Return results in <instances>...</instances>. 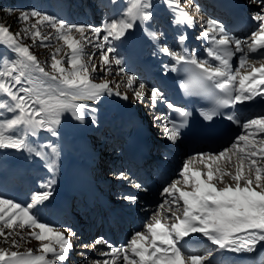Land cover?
Segmentation results:
<instances>
[{"label": "snow or ice", "instance_id": "obj_1", "mask_svg": "<svg viewBox=\"0 0 264 264\" xmlns=\"http://www.w3.org/2000/svg\"><path fill=\"white\" fill-rule=\"evenodd\" d=\"M251 2L262 7L252 16L253 21L256 22V30L247 40L230 36L225 26L215 19L209 18L205 21L206 29L197 39L211 36V43L215 47L206 49L210 60L200 59L195 53L180 54L170 47L161 49L174 62L171 68L165 66L166 71L175 72L178 70L177 66H185L180 69L187 73L180 84L183 92L212 102L213 107L201 113L207 121L220 116L239 123L233 113L221 110L234 108L237 104L250 101L254 96L264 93V89L258 90L259 85H264V63L259 67L250 66L251 72L239 76L238 87L236 81L239 70L233 71L232 58L236 53H241L240 68L246 64L248 56L244 45H247V52L256 54V58H264V0H251ZM123 4L122 12L105 23L102 29H91L96 39H100L101 32L104 33L102 37L104 43L96 45L98 48L104 49L105 44H110L111 40L126 39L130 30L138 23L150 26L153 19L150 0H123ZM174 6L178 7V5ZM30 16L39 17L37 24L47 22L71 49L68 57L71 70L62 67L61 61L53 54L51 64L53 71L52 73L45 71L29 48L18 41L19 33L13 34L7 27L0 25V47L5 48V52L0 53V65H2L0 149L27 150L41 156L45 154L35 149L29 143L28 137L36 136L40 131L55 136L56 126L61 123L63 114L71 113L78 121L83 119L80 114L82 106L75 101L82 98L99 100L102 94L111 90L108 82H92L91 73L96 72L98 68L94 64L89 68L82 58L81 41L71 35L75 30L85 38L84 26L68 25L63 20L35 10L31 13H21L20 19L28 20ZM176 22L190 26L193 18L181 12L176 17ZM32 27L37 26L34 24ZM32 35L34 39L39 37L42 41L48 39L47 36H42L38 29ZM148 36L153 41L159 38L156 32L151 31L148 32ZM178 39L183 43L187 37L180 35ZM113 51V47H107L102 53L103 63L111 62L109 54ZM121 63L120 59H115L116 65ZM247 81H250L248 86H246ZM134 82L135 77L129 76L128 86L131 87ZM144 88L145 85L140 83L141 90L135 91L137 100H142L148 95L142 91ZM116 95L120 93L116 92ZM127 98L125 95L124 99ZM150 98L153 107L157 103H163L182 118L179 124L169 119L170 126L164 127L166 139L175 143L180 136L181 127L184 126L191 112L169 102L160 89L153 88ZM4 111L11 115L3 118ZM164 118L163 115L154 117L157 121ZM242 127L244 129L255 127L264 132V114L248 119ZM259 144L261 146L257 148L255 141H250L248 136L241 135L230 147L218 153H198L197 157L201 161H204L205 157L209 161L205 165L206 173L191 170V161L185 162L180 175L184 185L190 186L192 190L185 191L178 187L180 181H174L164 189L165 193L174 197L167 209L170 215L160 211L154 213L151 217L152 222L145 225V231L133 235L129 242L130 253L128 248H111L103 238L95 239L90 245L83 244L82 247L96 249L99 245H106L111 251L100 254L113 257L122 254V264H215V258L212 256L214 251L250 253L256 257L258 252H264V139L260 140ZM52 152L55 153L56 149L52 148ZM229 153L237 156L235 174L224 171L219 164L222 159L230 162ZM202 176H206V179ZM224 176H230L234 184L224 183ZM119 178L126 179L123 173H120ZM214 180L224 186L217 187V183H213ZM135 187L141 186L136 184ZM50 195L48 191L34 193L26 205L0 198V237H4L7 242L12 232L6 233L4 229L13 230L16 227L23 229L28 225L33 229H39V232L33 231L29 235L42 242L38 249L40 255H35L31 249L21 253L0 248V264H57V262L62 264L67 260L70 250L74 247L69 237H74L76 233L66 229L68 235H65L54 226L41 222L36 215L39 205ZM124 199L135 202L137 197L125 196ZM180 201L183 202L182 210ZM159 207L163 209L164 205ZM181 211L182 214H179ZM169 220L172 222H165ZM46 240H54L59 245V250L49 243H43ZM195 244L205 245L203 251L192 250L191 246ZM11 247H19L15 239L11 240ZM48 254H51V258H46ZM96 264L101 262L96 261ZM102 264H110V262L105 259ZM255 264H264V255L259 256Z\"/></svg>", "mask_w": 264, "mask_h": 264}, {"label": "rangeland", "instance_id": "obj_2", "mask_svg": "<svg viewBox=\"0 0 264 264\" xmlns=\"http://www.w3.org/2000/svg\"><path fill=\"white\" fill-rule=\"evenodd\" d=\"M60 1H61V6H58L57 3ZM169 1H171L170 4L168 3L167 0H150L153 8L152 9L153 19L150 22V26L142 25L138 23L137 26L134 29H132L133 31H135L134 38L131 39L130 34L132 30H130V34L127 36L126 39L111 40L110 38L111 40L110 44H105L104 49H101L98 48L96 45L104 43L102 39L104 33L101 32L100 39H96V36L91 31V29L94 28L102 29L105 23L109 22L111 19L118 16L122 12L124 7L123 0H115V2H113V0H0V25L7 27L9 31L13 34L19 33V36L17 37L18 41L22 45L27 46L29 48L30 52L34 56H36L41 66H43L45 68V71L49 73H52L53 71L51 70L52 68L50 67L51 64L53 63L52 61L53 54L56 55V59L61 61L62 67L68 69L69 71L71 70L70 65L68 63V57L71 53L70 51L71 49L68 48V46L64 43V41L59 38V34L56 32V30L53 29L51 26H49L47 22L37 24L39 17H31V16L29 17L28 20H22L20 19L21 13H31L33 10H35L42 14H48L54 16L58 20H63L68 25L84 26L85 28L84 37L86 39L82 38L80 33L76 32L75 30L71 32V35L73 36L74 39L81 41V46L83 48L82 58L85 62H87L89 68H91L93 64L96 65L98 68L96 72L91 73L92 82L93 83L108 82L109 88L111 90L109 94L105 96L104 94H102L99 100H90L87 98H82L75 101V103L82 106L80 108V114L82 115L83 119L78 121L71 115V113L63 114L61 116V123L56 126L57 134L55 136H53L51 133H48L46 131H40L36 136L28 137L29 143L35 149H37L38 151H40L45 155L37 156L35 152H29L27 150H16V149H7V151L10 150V152L7 153L0 151V169L4 165V162L7 160V158L9 157L10 161L9 162L8 160L6 161V163L9 165V174L15 173V175H17V172L14 171H16L17 168H19V165L23 162V160L26 159L27 162L26 164L28 166L33 165L36 168L37 165L41 171H44L41 177L46 182V184L44 185V190L41 189L35 190L33 188L34 185L36 184L35 181H33L32 183H29L28 181H23L22 184H17L15 183L16 177L12 176L13 178L11 179L14 185L11 184L9 185L8 183L9 180L8 181L4 180V178L6 179V176L4 173H2L1 175L2 180L0 181V198L11 199L14 202L20 203L21 205H26L27 203L30 202L31 196L34 193H40L44 191L50 192L53 187H57L58 190L61 191V193L63 194L66 190H68L66 185H68V187L71 185V183H69V181L66 180V178H68L69 180V177L65 175V169H64L68 156L72 154L75 158H79V159L84 158L85 156H90V152H89L90 150L94 151V157H93L94 159L100 157L104 165H108V166L110 165L109 168L111 169L106 168V166H103L104 170H108L110 172L109 176L103 178L104 185H109L110 187L118 186L123 189H126V187L128 188L131 186L128 181L126 182L120 181L119 183L116 179L118 178L120 173L124 172L121 167V162L119 161L120 155H121V159H123V161H125L126 164L128 163L127 157L126 154H123V152L120 151V146L118 144V141H116L113 133L109 130V126H111V123H106V124L102 123L103 121L100 119L101 117L100 115L106 114L105 117H110L111 115V118H113L116 116V113H113L114 114L113 115L112 110L118 108L119 106H122L123 104L127 106H135V108L138 110L144 109L146 115L152 116V118L155 117L154 114H156V116L163 115V114L161 115L159 114L160 107H159V111L157 112L156 107H153L152 103H150L151 102L150 92L153 88H155L154 85L144 84L141 78L143 74L137 75L133 73V71L129 69L130 68L129 65L132 62L130 55L134 53L133 47H138L136 53L139 56H143L146 54L147 57L149 58L155 54L161 55L160 53L162 48L170 47L168 44H165L163 41H161L163 37H165L164 40H166V42L167 40H169V41H174L175 44L177 43L176 49L175 50L173 48L172 49L179 53V49L181 48L182 43L178 41L177 36L181 35L182 30H180L179 26L175 22H176V17L181 14V11L179 12L173 10L172 5H183V3L181 4L177 0H169ZM187 2L189 3V5L187 3V5L184 6L185 13L191 16L195 21L198 17H201L199 19L200 20L202 19L203 24H205L204 21L209 19L207 16L209 14L214 13L213 11H210L209 8H204L200 4L199 0H188ZM47 3H48V7L52 5L51 9L47 8ZM261 7L262 6L258 4V7H256L257 10H254L252 15L260 11ZM8 10H11V12H9ZM62 11L66 13H63L62 15L61 14ZM52 12L55 13L52 14ZM251 17L252 16L250 15L249 19H252ZM34 24H36L37 26L36 28L32 27V25ZM253 27L252 28L250 27V29L246 31L247 34H244L242 36L243 40H247L251 36V33L256 30V26ZM25 29H27L28 31L25 32L24 31ZM37 29L41 32L42 36H47L48 39L43 41L39 37H36L34 39L32 33L35 32ZM204 29H206V27L201 28L198 31H195L193 34L194 36L192 37H195L196 40L194 41L192 40L186 43L188 46L187 47L188 53H193V51H191L192 45L200 41L201 38L197 39V37L201 36V33L205 31ZM150 31L156 32L158 34L159 37L158 40L153 41L152 39L149 38L148 32ZM164 31H168V33L164 34L163 33ZM171 32L172 34H170ZM167 34H170V36L171 35L174 36L173 34H175L176 35L175 40L170 39ZM143 36H147L148 38L144 39ZM88 41H91V43H89ZM147 43H150L151 46L148 47ZM109 46L113 47L114 51L109 54L111 62L105 64L102 63L103 62L102 53L106 51L107 47ZM207 48H208V44L204 47L205 54ZM58 49L59 52H57ZM4 52H5V48L0 47V53H4ZM8 55H11V53H8ZM115 59H120L122 63L120 65H116ZM170 62L171 61H166V63H170ZM260 62L264 63V58H256V54L250 53V55L248 56V64L243 68H240V66H238L237 69L241 74L243 73L242 75H246L249 71H251L250 66L254 65L255 67H258L261 64ZM0 70H2V65H0ZM234 70H235V66H233V71ZM129 76L135 77V82L131 87H129L127 84ZM150 80H152V78H150ZM140 83H143L145 85V88L142 91L148 93V95H146L142 100H137L135 98V91L141 90L139 89ZM116 92H119L120 95H116ZM125 95L128 97L127 99H124ZM10 115L11 114L7 113L6 111L3 112V118H7ZM257 116L259 115H251L248 119ZM248 119H246V121ZM163 120H165V118ZM163 120H160L159 123L158 121L155 122L156 125L162 126V127L160 126V129L158 130V134H157L158 137H166L164 133ZM62 122L64 123L65 127L68 126L66 128L70 130L64 129ZM245 130L246 131L242 132L240 136L241 135L248 136L249 140L255 141L257 148H259L261 146L259 144V141L264 139V132H261L259 129L255 127ZM92 134H94L95 137L97 134H99V136L97 137V139L92 140L91 137ZM236 138L231 140L230 143L226 145V147L227 146L230 147L231 144L236 141ZM241 146H243V142H241ZM76 147L78 148V150L76 149ZM52 148L56 149L55 153L52 152ZM96 148L100 149V151L97 152ZM21 152H23V155L25 157H23ZM96 152L98 153V156L96 155ZM2 155L5 156V161L2 160ZM229 156L231 158L230 162H226L225 160L222 159V161H219V164L224 171L235 174V170H236L235 165L238 163L237 156H234L231 153H229ZM187 157L184 155V161L180 162L182 165H184L185 162L191 161L190 164L191 170L193 171L199 170L202 173L207 172V168L205 165L209 163V161L206 159V157L204 161H200L198 157L196 158L197 160L192 159L193 158L192 156H187ZM180 158H182V156H180ZM156 162L157 161H154V164L152 166H157L158 162L157 163ZM182 168L183 166H181V168H176L171 179L157 183L160 178L158 175L153 176L152 175L153 171H150L147 168L142 169L141 167H134L132 171H134L135 174L141 173L143 183L144 184L148 183L147 184L148 188H152L150 194L143 193L137 211L139 210L141 212L146 211L147 210L146 205L151 201V197L154 198L156 197L157 199L153 203H156V201L159 200L158 203L160 205H164L163 209H166L165 215H170L167 214V209L174 197L172 195L170 196L169 194L165 193L164 189L168 188L170 184H172L174 181H179V179L182 178L180 175ZM31 169L32 168L30 167H26L25 173L28 174L31 171ZM97 175L100 176V174ZM202 178L206 179V176H202ZM105 179H108V181H105ZM223 179H224V183L234 184L230 176H224ZM152 183L156 184V188L152 187ZM213 183H217V182L214 180ZM61 184L63 187H61ZM217 184L218 187L224 186V184H220V183ZM27 185H28V190L31 191L26 192ZM93 185L94 188L99 193L101 194L105 193L104 191L105 187L103 185H99L97 181L96 182L94 181ZM177 186L185 191H191V187L184 185L183 182L182 183L180 182V184H178ZM138 189L144 190L145 187L142 186ZM114 192L115 191L111 193ZM118 193L121 194L120 191H118ZM77 196L79 197L78 200L80 201V204L78 205L81 206L83 204L82 200L84 201V197L82 195H77ZM176 196L178 197V193L176 194ZM75 197H76L75 195L72 197L70 196V199L67 202V204L70 205L68 209V213L71 215H74L71 209V205H72L71 200L74 199ZM143 198H145V200H142ZM108 199L112 200L113 198H108ZM166 201L168 203H165ZM182 203H183L182 201L179 202L181 206V210H182ZM42 207L43 208H41V210L39 209L36 213V215L38 216L41 222L54 226L55 229L59 231H63L65 235H68V232L65 231L67 229L70 230L71 232H75L76 235L80 237L81 247H79V249H76V252L77 254H81L84 256V258H82L83 260L77 261L73 259V261H71L67 258L66 261L62 262V264H92L95 262V260L96 261L100 260L102 264L101 258L99 259H97V257L93 258L94 261L88 258L89 252L92 253L91 247L89 248L82 247L83 244L90 245L95 240V238L98 237V235H96L95 237L92 236L89 239H84V241L82 240V238H84L85 235L88 234L90 230L88 225H84V227H86V231L78 233L77 232L78 229H76V224L78 223V221L76 219L73 220L70 219L69 220L70 224L68 225L67 223L66 225L63 226L62 224L57 223V220L55 219L57 217V214L53 209L49 218L48 215L45 217V213L43 209L44 208L50 209L49 204H43ZM158 207L154 211L160 208ZM172 207L175 210V205H173ZM81 210L82 212H87V211L90 212V210L94 212V207H92V209L81 207ZM85 215L87 216L88 214L86 213ZM86 216L80 219V222L83 220H88ZM150 222H152L151 219H147V221H145L144 224L142 225L141 231H145V225ZM171 222L172 221L170 220L167 221V223H171ZM17 223H19V221ZM79 223H78V227L80 228L81 225ZM4 231L6 233L11 231L12 234L11 236L8 237L7 242L5 241L4 237H0V248L10 251H19L21 253L31 249L33 250V253L35 255L41 254V252H39L38 249L40 248L42 242L36 240L35 237L29 235V233L33 231L39 232V229H33L28 225H25L23 229L16 227L13 230L4 229ZM137 232H139V229ZM133 235L134 233L130 232L129 237L127 238L125 243H122L124 248L125 247L128 248L129 252H130L129 242L131 241ZM69 238L73 239L74 237H69ZM13 239H15L18 242L19 244L18 248L11 247V240ZM43 243H49L52 246L56 247L57 250H59V245H57L54 240H46L43 241ZM46 258H51V254H48ZM220 259L223 261V258ZM57 264H61V262L59 263L57 262ZM110 264H112V261H110ZM215 264H225V262L223 261L222 263V262H218L217 260L215 261Z\"/></svg>", "mask_w": 264, "mask_h": 264}, {"label": "bare ground", "instance_id": "obj_3", "mask_svg": "<svg viewBox=\"0 0 264 264\" xmlns=\"http://www.w3.org/2000/svg\"><path fill=\"white\" fill-rule=\"evenodd\" d=\"M248 1V0H247ZM158 4V3H157ZM255 4V5H254ZM155 5V4H154ZM256 7H258V4L257 3H252V2H249L248 3V9H247V14H246V16L248 15V13L249 12H254V10H257V8ZM155 8V7H154ZM152 9L153 8H151V11H152ZM156 12V11H155ZM155 14V13H154ZM203 17V16H202ZM201 18V17H200ZM230 19H234V20H236V22L235 23H233L232 25H224L225 26V29H226V31L228 32V33H230V32H232V33H235L236 35H237V37L239 38V39H241V37L244 35V34H247V30L248 29H250V27H252V26H254V23L252 24V23H248L247 24V26H246V28L244 27L243 28V26L242 25H240L239 23H240V20H238V19H236L235 17H232L231 16V18ZM203 21V20H202ZM155 22V21H154ZM203 23V22H202ZM204 23H205V21H204ZM223 25V24H222ZM202 26H204V24H201V27ZM168 32V31H167ZM166 31H164L163 33L165 34V33H167ZM167 38V37H166ZM245 38V37H244ZM165 39V37H163V40ZM241 40H243V39H241ZM203 40H201V42H202ZM201 42H199V43H195V44H193V49H196L198 46L197 45H199V44H202L203 45V47H204V45L207 43H201ZM167 43H168V45L171 47V48H173L174 47V41H169V40H167ZM212 46H214L215 47V45L214 44H212ZM200 47V46H199ZM198 47V48H199ZM203 47H201V48H199V50L197 51V53H196V55H199V54H201V55H203L201 52L203 51ZM234 47V46H233ZM244 47H245V51H246V53H247V56H249L250 55V52H247V48H246V45H244ZM175 50V49H174ZM71 51V50H70ZM64 56V55H63ZM202 59H211V58H209V57H202ZM98 61V60H97ZM66 63V62H65ZM103 63V62H102ZM101 63V64H102ZM261 63V62H260ZM263 63V62H262ZM248 64V59H247V61H246V64H245V66ZM260 66V65H259ZM258 66V67H259ZM51 67V66H50ZM52 70V69H51ZM236 71V70H235ZM248 71V70H247ZM249 72H251V71H249ZM248 72V73H249ZM247 73V74H248ZM243 74V73H242ZM242 74L239 72V75H238V77H237V81H236V86L238 87L239 86V76H242ZM102 82V81H101ZM144 83H147V82H144ZM250 83V81H247L246 82V86H248V84ZM125 84V83H124ZM123 86V85H122ZM124 87V86H123ZM128 87V86H127ZM119 89H120V87H119ZM129 89V88H128ZM259 89H264V85H259L258 86V90ZM130 90V89H129ZM122 91V90H121ZM127 92H129V91H127ZM105 96V95H104ZM165 96H166V99L169 101V102H171V103H173L175 106H177V107H182V108H185V109H189V106L187 105V104H182V103H179L180 101L179 100H181V96L178 94V95H176V96H170V95H168V94H166L165 93ZM103 97V96H102ZM132 99V98H131ZM85 100V99H84ZM131 101V100H130ZM134 101V100H133ZM264 93H261V95H257V96H254V98L252 99V100H250V101H245L244 103H242V104H237L236 106H235V110H236V112H237V114L239 115V116H243V115H247V114H249L250 112H260V111H262V110H264ZM142 102V101H141ZM253 102H261V107L260 108H256L255 107V105H253V106H251V107H249L250 105V103H253ZM151 103V102H150ZM134 105H135V103H134ZM145 105H147V104H145ZM166 106V105H165ZM150 107V106H149ZM167 108V107H166ZM254 108H255V110H254ZM115 110V109H114ZM168 110V108L166 109V111ZM170 110V109H169ZM108 112V111H107ZM263 113V112H262ZM262 113H259V114H262ZM114 115V114H113ZM157 121V120H156ZM71 128H72V125H71ZM183 139V141L185 142V144H186V147H185V149L184 150H188L189 151V154H191V152H192V149H191V145L197 140L195 137H193L192 135H190V134H188V133H185L184 134V137L182 138ZM257 139V138H256ZM224 144H222L221 146H220V148H222V146H223ZM259 145V144H258ZM198 149L197 150H199L200 151V149L202 150V149H206L207 148V144H199L198 145V147H197ZM220 148H218L217 150H219ZM208 150V149H207ZM204 151V150H203ZM203 151H201V153H204ZM218 153V152H217ZM198 154V153H197ZM117 155V154H116ZM193 156H195V155H193ZM187 157V156H186ZM188 158V157H187ZM79 159V158H78ZM207 159V158H206ZM197 160V159H196ZM200 160V159H199ZM201 161V160H200ZM207 161V160H206ZM191 164V163H190ZM65 165V164H64ZM183 166V165H182ZM54 167V166H53ZM227 170V169H226ZM62 175V174H61ZM118 175V174H117ZM77 176V175H76ZM65 179V178H64ZM109 179V178H108ZM117 179V178H116ZM176 180V179H175ZM181 183L183 182V180L182 179H180L179 180ZM137 182H139V181H137ZM140 183V182H139ZM128 184V183H127ZM180 184V183H179ZM57 185V184H56ZM129 185V184H128ZM169 185V184H168ZM67 186V188H68V185H66ZM94 186V185H93ZM167 186V185H166ZM61 187H63L62 186V184H61ZM98 187V186H97ZM66 190V189H65ZM102 190V189H101ZM187 190H189V189H187ZM192 190V189H191ZM115 191H117L118 192V190H115ZM61 192V191H60ZM128 193L130 194L129 196H136L137 197V199H136V201L135 202H133V201H130V200H128V201H121L119 204H118V206H123V205H126V207H128L129 209H133L134 207H136L137 206V204H138V202H139V200H138V197L140 196L136 191H135V189H131V190H128ZM162 194V193H161ZM165 194V193H164ZM171 196V195H170ZM165 198V197H164ZM169 205V204H168ZM174 209V208H173ZM168 213V212H167ZM166 214V213H165ZM168 214H170V213H168ZM180 214H182V212L180 213ZM166 222V221H165ZM120 240H121V238H119ZM80 245H81V243H80ZM126 248V247H125ZM101 252H105V251H100L99 252V254L98 255H101L100 253ZM219 253L220 252H222V254H224L225 253V255H227L229 252H227V251H218ZM106 253V252H105ZM130 253V252H129ZM250 254V253H249ZM242 255H243V253H242ZM250 255H253V254H250ZM102 256V255H101ZM113 258V257H112ZM104 259V258H103ZM232 259V258H231ZM234 259V258H233ZM111 260V259H110ZM114 260V259H113ZM100 261V260H99Z\"/></svg>", "mask_w": 264, "mask_h": 264}, {"label": "trees", "instance_id": "obj_4", "mask_svg": "<svg viewBox=\"0 0 264 264\" xmlns=\"http://www.w3.org/2000/svg\"><path fill=\"white\" fill-rule=\"evenodd\" d=\"M57 4H58V6H61V1L58 2ZM51 6H52V5H50V6L48 7V3H47V7H48L49 9H51Z\"/></svg>", "mask_w": 264, "mask_h": 264}]
</instances>
